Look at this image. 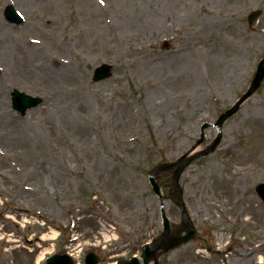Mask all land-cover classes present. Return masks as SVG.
Instances as JSON below:
<instances>
[{
  "label": "rangeland",
  "instance_id": "obj_1",
  "mask_svg": "<svg viewBox=\"0 0 264 264\" xmlns=\"http://www.w3.org/2000/svg\"><path fill=\"white\" fill-rule=\"evenodd\" d=\"M12 5L24 21L8 16ZM263 55L264 0H0V264L65 251L86 264L91 249L111 264L139 252L163 229L149 170L197 142ZM103 63L113 75L96 82ZM15 88L43 102L22 115ZM217 130L206 127L204 144ZM223 131L181 177L197 234L162 264H264V81Z\"/></svg>",
  "mask_w": 264,
  "mask_h": 264
},
{
  "label": "water",
  "instance_id": "obj_2",
  "mask_svg": "<svg viewBox=\"0 0 264 264\" xmlns=\"http://www.w3.org/2000/svg\"><path fill=\"white\" fill-rule=\"evenodd\" d=\"M8 16L16 21H19L18 17L15 16V10L12 7H9L7 9ZM260 14V11L254 12L250 16V21L253 23L258 15ZM112 70V66L109 64H103L102 66L98 67L96 69L95 79L100 80L107 78L110 76ZM264 78V57L259 63L258 70L255 74V77L253 79L252 85L249 88V90L241 97V99L236 103V105L229 109L227 112H225L219 120L220 126L222 123L232 114H234L240 104L246 100L252 93L260 86L262 80ZM41 101L40 98H34L29 95H25L24 93H21L18 90H15L13 92V102L14 107L21 111L25 112L27 108L37 105ZM220 140L219 137L205 150L195 153L193 155H190V152H187L183 156H181L178 160H175L173 162H162L156 165L151 171H150V181L154 187V190L157 194H159L162 205L164 196L161 192V186L157 182V177L165 171H169L171 176V184L172 187L175 189V195L177 196V203L183 208V221L181 225H171L170 220L166 214V211L164 209V206L162 207V215L164 220V231L162 234L153 240L152 243L145 244L142 249V258L144 259V264H159L158 256L168 251L186 241H188L190 238H192L195 235V228L193 226L192 221L190 220V217L188 213L184 210L183 200H182V189L179 185V179L181 173L184 171V169L189 165L194 159L197 157H200L202 155H207L211 153L217 146ZM202 142V139L199 140L198 143ZM257 190L262 194L264 198V184H260L257 187ZM183 230H187V234L183 235L181 232ZM87 262L90 264H95L97 261L95 258H92V254H90L87 258ZM46 264H73L67 255H59L55 254L52 257L48 259ZM117 264H142L137 256H134L131 259L128 260H120Z\"/></svg>",
  "mask_w": 264,
  "mask_h": 264
},
{
  "label": "bare ground",
  "instance_id": "obj_3",
  "mask_svg": "<svg viewBox=\"0 0 264 264\" xmlns=\"http://www.w3.org/2000/svg\"><path fill=\"white\" fill-rule=\"evenodd\" d=\"M24 45H26V43L24 44ZM33 45V44H32ZM32 45L31 44H29V46L30 47H32ZM228 45L226 44V43H222V45H221V48L224 50L226 47H227ZM19 49L20 50H23V48L22 47H19ZM25 49H29V48H24V50ZM27 59V58H26ZM21 60H23V65H24V68H25V61H24V59L23 58H21ZM131 119H133L132 117H131ZM262 159V161L264 162V158H261ZM25 185L23 186V188L24 189H34L31 185H29L27 182L26 183H24ZM35 190V189H34ZM84 219H85V221L86 222H90V220H91V217H88V216H85L84 217ZM76 227V226H75ZM58 236V232H56V231H53V233L51 234V235H49V234H46V235H44V238H56ZM107 237H108V239L110 238V236L109 235H107ZM258 249L259 250H264V246L262 245V244H260L259 246H258ZM43 255H44V252L42 253V255L40 256V258H39V260H41L42 258H43ZM260 262H263V257H260ZM111 264H113V263H111Z\"/></svg>",
  "mask_w": 264,
  "mask_h": 264
}]
</instances>
